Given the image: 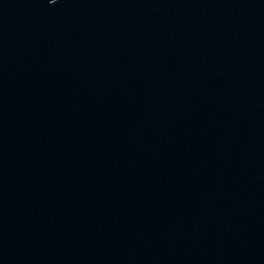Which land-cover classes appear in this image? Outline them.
Wrapping results in <instances>:
<instances>
[{"label": "water", "instance_id": "water-1", "mask_svg": "<svg viewBox=\"0 0 264 264\" xmlns=\"http://www.w3.org/2000/svg\"><path fill=\"white\" fill-rule=\"evenodd\" d=\"M0 264H264V0H0Z\"/></svg>", "mask_w": 264, "mask_h": 264}]
</instances>
